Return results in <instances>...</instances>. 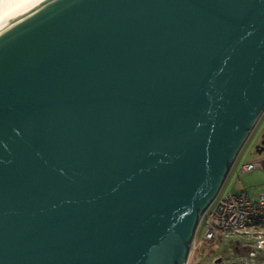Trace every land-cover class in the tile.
I'll use <instances>...</instances> for the list:
<instances>
[{
  "label": "water",
  "instance_id": "1",
  "mask_svg": "<svg viewBox=\"0 0 264 264\" xmlns=\"http://www.w3.org/2000/svg\"><path fill=\"white\" fill-rule=\"evenodd\" d=\"M263 114L264 0L16 13L0 26V264H186Z\"/></svg>",
  "mask_w": 264,
  "mask_h": 264
},
{
  "label": "rangeland",
  "instance_id": "2",
  "mask_svg": "<svg viewBox=\"0 0 264 264\" xmlns=\"http://www.w3.org/2000/svg\"><path fill=\"white\" fill-rule=\"evenodd\" d=\"M264 117L256 125L224 182L225 191H245L250 199L264 192V152L255 153V147L264 133ZM244 163H259L248 173H238ZM202 230L197 231L200 240ZM195 239V240H196ZM252 253V254H250ZM186 264H264V251L253 249L252 242L244 237L222 239L196 244L190 252Z\"/></svg>",
  "mask_w": 264,
  "mask_h": 264
},
{
  "label": "built area",
  "instance_id": "3",
  "mask_svg": "<svg viewBox=\"0 0 264 264\" xmlns=\"http://www.w3.org/2000/svg\"><path fill=\"white\" fill-rule=\"evenodd\" d=\"M259 166V163H244L238 173H248ZM224 184L199 218L192 250L198 243L244 237L252 242L253 249L264 251V192L251 200L245 191H225ZM199 230L202 235L197 240Z\"/></svg>",
  "mask_w": 264,
  "mask_h": 264
},
{
  "label": "bare ground",
  "instance_id": "4",
  "mask_svg": "<svg viewBox=\"0 0 264 264\" xmlns=\"http://www.w3.org/2000/svg\"><path fill=\"white\" fill-rule=\"evenodd\" d=\"M43 1L45 0H0V26L16 13Z\"/></svg>",
  "mask_w": 264,
  "mask_h": 264
},
{
  "label": "flooded vegetation",
  "instance_id": "5",
  "mask_svg": "<svg viewBox=\"0 0 264 264\" xmlns=\"http://www.w3.org/2000/svg\"><path fill=\"white\" fill-rule=\"evenodd\" d=\"M263 142V145H261V143ZM255 153H261L264 152V133L261 135V137L259 138L258 142H257V146L255 147Z\"/></svg>",
  "mask_w": 264,
  "mask_h": 264
}]
</instances>
